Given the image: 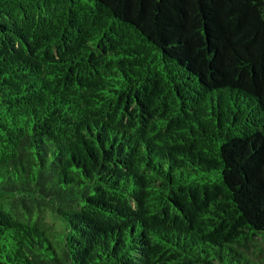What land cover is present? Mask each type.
<instances>
[{"label": "trees", "instance_id": "obj_1", "mask_svg": "<svg viewBox=\"0 0 264 264\" xmlns=\"http://www.w3.org/2000/svg\"><path fill=\"white\" fill-rule=\"evenodd\" d=\"M0 264H264V0H0Z\"/></svg>", "mask_w": 264, "mask_h": 264}, {"label": "rangeland", "instance_id": "obj_2", "mask_svg": "<svg viewBox=\"0 0 264 264\" xmlns=\"http://www.w3.org/2000/svg\"><path fill=\"white\" fill-rule=\"evenodd\" d=\"M47 220L49 222L53 223L57 227H59V225H60L58 218L56 219V216H53L52 213L47 215Z\"/></svg>", "mask_w": 264, "mask_h": 264}]
</instances>
